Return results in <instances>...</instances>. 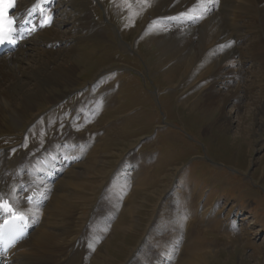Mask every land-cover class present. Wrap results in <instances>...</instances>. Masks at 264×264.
<instances>
[{
	"label": "rangeland",
	"instance_id": "obj_1",
	"mask_svg": "<svg viewBox=\"0 0 264 264\" xmlns=\"http://www.w3.org/2000/svg\"><path fill=\"white\" fill-rule=\"evenodd\" d=\"M81 1L91 36L68 63L73 81L49 87L19 121L10 112L0 116V150L19 156L37 123L63 113L38 145L66 128L76 132L71 117L85 97L79 95L110 92L101 125L87 135L88 162L70 170L74 184L58 183L57 194L70 196L68 217L56 219V237L38 255L56 250L59 264H264V55L251 52L264 34L250 27L235 53L225 61L224 54L212 55L210 67L219 65L191 79L190 54L163 43L156 29L145 30L155 0ZM208 97L227 106L209 112ZM123 181L128 190L96 253L66 261L63 248L94 236L105 192L115 194Z\"/></svg>",
	"mask_w": 264,
	"mask_h": 264
},
{
	"label": "bare ground",
	"instance_id": "obj_2",
	"mask_svg": "<svg viewBox=\"0 0 264 264\" xmlns=\"http://www.w3.org/2000/svg\"><path fill=\"white\" fill-rule=\"evenodd\" d=\"M42 1L44 0H18L16 12L21 14L30 6ZM55 1V5L50 7L51 11L57 13L53 24L18 45L16 50H20L18 53L12 52L7 54L8 56L0 57V116L10 112L12 119L19 121L25 111L32 110L38 101L47 98L46 91L49 87L63 81H66V84L73 81L75 68L68 66V63L79 53L82 45L91 36L88 35L91 33L88 31L90 25L85 24L86 16L82 13L81 0ZM155 1L153 10L157 12L152 14V19L148 20L145 30L151 33L153 29H156L158 35L164 38L163 43L172 44L174 50L179 53L187 51L190 54L185 73L191 79L199 77L200 71L204 68H207L206 72L210 73L219 65L210 67L214 60V58L211 59L212 55L224 54L221 58L225 61L235 53L237 43L245 41L246 35L251 30L250 27L253 28L256 25L261 34H264V0H216L214 4L208 5L210 10L207 11L201 9L200 0ZM218 9L222 11L217 12ZM57 16H61L60 20ZM225 18L234 19V24L223 22L222 19ZM56 23L58 28L53 31ZM20 47L23 48L20 49ZM228 49L231 51L225 54L224 51ZM251 52L262 58L264 37H260V41L255 43ZM115 78L116 75L112 73L105 78V82L110 85ZM98 83L99 86L102 84L100 81ZM101 90L94 89L79 95L80 98L84 95L85 97L75 103V117H71V120H74L72 125L76 124L78 131L74 132L69 127L50 142L45 141L43 145L37 144L36 141H42L60 120L63 113L57 109L56 113L46 117L31 129L30 136L33 139L29 137L28 141L23 142L25 147L20 150L19 156L17 154L12 156L14 151L10 153L4 149L0 150V199L9 197L18 208L40 219V225L33 228L28 235L32 237V233L36 231L38 236L30 244L28 239L23 240L14 250L10 264H49V258L57 255L56 250L48 252V257L42 253L46 256L43 260L38 254L56 237L52 230L57 222L56 219L64 216L68 211L69 206H66L64 201L69 200L70 196L67 193L57 194L58 186H60L58 183L64 187L74 184L72 179L75 176L73 177L70 170L74 171V168L88 162L85 153L88 148L92 149V146L87 135L93 132L92 129L101 125V115L109 107L110 92L104 93ZM207 99L204 106L210 109L209 112L214 111L212 109L221 111L227 106L226 101L219 104V98L216 101L210 97ZM222 114L226 115V113ZM66 157L67 161L71 162L70 168H67V163L63 161ZM41 160H44L48 166L46 167ZM53 172L56 173L54 182L41 178L42 175L47 176L49 173L53 175ZM111 175V179H107L110 185H114L120 179V173L114 174V179H112L113 173ZM22 183H25L28 189L37 187L40 190L39 196L45 200V203L41 206L25 204L22 195L26 196L28 192L22 188ZM128 186L129 183L123 181L117 186L115 194L105 192L104 214L102 213V219L98 220L94 236L81 241L74 240L71 245L63 248L66 250L65 257L63 256L66 261L76 262L80 256L83 259L85 256L96 253L97 244L103 236H106L109 222L121 205ZM104 190L106 191V187L100 190L101 197ZM101 197L98 198L102 199ZM68 214L65 216L68 217ZM54 245L57 244L54 243ZM80 252L83 254L80 255ZM195 259L197 260V257ZM46 260L49 261L44 263ZM62 261L56 256L52 258L51 263L59 264ZM191 264L196 263L192 261Z\"/></svg>",
	"mask_w": 264,
	"mask_h": 264
},
{
	"label": "snow or ice",
	"instance_id": "obj_3",
	"mask_svg": "<svg viewBox=\"0 0 264 264\" xmlns=\"http://www.w3.org/2000/svg\"><path fill=\"white\" fill-rule=\"evenodd\" d=\"M215 2H216V0H200L201 9L204 11L210 10L208 8V5L214 4ZM45 23H47V21H45ZM7 31L9 34L14 31V29L11 27V21H9V27H8ZM7 38L10 39V35ZM3 42H4V40L0 39V43H3ZM0 209L7 211V212L12 211L11 207L7 203H0ZM21 219H22V217H21Z\"/></svg>",
	"mask_w": 264,
	"mask_h": 264
}]
</instances>
